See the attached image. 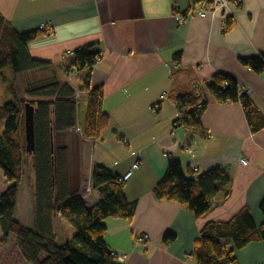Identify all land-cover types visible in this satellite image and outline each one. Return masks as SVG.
<instances>
[{
    "label": "crops",
    "instance_id": "1",
    "mask_svg": "<svg viewBox=\"0 0 264 264\" xmlns=\"http://www.w3.org/2000/svg\"><path fill=\"white\" fill-rule=\"evenodd\" d=\"M191 6L190 0H0V15L16 31H40L42 25L51 29L28 44L29 53L51 63L59 81L69 78L77 91L80 117L88 97L82 89L84 72L65 74L62 65L70 63L81 47L100 53L89 83L103 89L109 126L99 140L83 138L90 146L85 159L69 153V182L72 193L93 205L100 199L91 185L94 164L120 177L138 162L122 185L127 202L136 203L132 220H105L106 244L124 257L123 264H197L191 255L205 224L227 222L244 208L256 225L264 221L259 210L264 198V127L252 132L240 103H219L211 97L200 127L179 126L175 100L215 74H224L250 91L264 116V72L257 74L240 63V59L264 57V0H239L230 17L218 12L178 25L174 14ZM227 21L231 27L227 28ZM68 51L73 56H66ZM38 74L41 83L51 79L50 72ZM185 146L194 148L192 156L184 152ZM171 157L185 173L190 165L196 167V176L215 168L229 170L231 184L219 191L204 217L196 219L185 205L155 198L153 188L164 178ZM240 158L248 164H240ZM7 188L0 168V195ZM20 191L25 222L17 218L16 208L15 218L32 228V197L23 179ZM57 219H62L59 214ZM69 228L70 235L58 245L74 236L75 229ZM52 232L57 242L55 223ZM168 232L175 241L166 245L162 239ZM142 235L146 239L139 245L136 237ZM230 244L238 264H264V239L241 249ZM0 264H31L20 254L14 235L0 249Z\"/></svg>",
    "mask_w": 264,
    "mask_h": 264
},
{
    "label": "trees",
    "instance_id": "2",
    "mask_svg": "<svg viewBox=\"0 0 264 264\" xmlns=\"http://www.w3.org/2000/svg\"><path fill=\"white\" fill-rule=\"evenodd\" d=\"M199 1L190 0L192 5ZM231 26L229 21L227 28ZM41 34V30L18 32L0 15V70L9 67L16 75L51 73V79L25 92L27 98L36 100L35 104L31 103L35 107L32 154L25 147L26 101L14 98L0 106V124L4 123L0 131V168L8 182V188L0 195L3 230L0 249L8 243L9 236L14 235L20 254L31 264H119L106 244L105 220H132L136 203L127 202L118 176L94 164L91 185L100 199L87 205L79 194L70 190L68 148L57 142L60 135L77 128L79 122L82 137L90 141L99 140L109 126V116L103 109V89L91 88L89 83L90 70L99 60L100 53L93 52L92 47H81L74 51L70 63L62 65L65 74L74 72L73 69L84 72L82 89L88 92V97L80 117L75 90L58 80L51 63L34 59L29 53L28 44ZM179 57L178 54L175 59ZM240 63L257 74L264 72L263 56L240 59ZM204 87L207 97L216 102L240 103L252 132L264 127V116L250 96L240 95L241 89L232 77L215 74ZM175 100L183 110L176 122L188 128L200 127L205 106L196 108L193 91L177 96ZM28 164L32 171L27 180L33 205L32 228L23 226L15 218L24 166ZM231 181L227 168H215L196 176L185 173L182 164L171 157L165 176L155 185L153 194L157 200L185 205L194 218L200 219L210 211L219 191ZM259 210L264 217V198ZM58 214L75 229L74 236L62 245L56 244L52 232ZM262 239L264 221L256 225L250 211L244 208L227 222L205 224L191 256L197 264H238L230 243L235 249H241ZM174 241L175 235L169 232L162 239L166 245Z\"/></svg>",
    "mask_w": 264,
    "mask_h": 264
},
{
    "label": "rangeland",
    "instance_id": "3",
    "mask_svg": "<svg viewBox=\"0 0 264 264\" xmlns=\"http://www.w3.org/2000/svg\"><path fill=\"white\" fill-rule=\"evenodd\" d=\"M42 77L39 74H14L9 67H6L0 70V106L7 102H11L14 98L19 100H24L30 103H36V100L33 98H27L25 92L27 90L35 89L38 86H41L42 83L38 81ZM30 86H34V88H30ZM4 123L0 124V131L3 130ZM57 142L59 145H65L68 148V157L69 153L77 155H83L82 159H85V155L90 151V146L87 142L83 140L82 135L77 129H73V131H69L66 134H62L58 137ZM69 146L71 147V151H69ZM81 155V156H82ZM29 161V159H28ZM76 165V164H75ZM28 166H24V178L23 183L27 185V180L29 176L32 175V171L28 168ZM28 187V186H27ZM22 191V190H21ZM20 191L18 202L16 206L17 218L25 222V199L23 198L22 192ZM55 227L58 234V239L56 244L60 243L63 237L70 235V224L65 222L63 219L55 220Z\"/></svg>",
    "mask_w": 264,
    "mask_h": 264
},
{
    "label": "built area",
    "instance_id": "4",
    "mask_svg": "<svg viewBox=\"0 0 264 264\" xmlns=\"http://www.w3.org/2000/svg\"><path fill=\"white\" fill-rule=\"evenodd\" d=\"M239 5V0H201L198 3H196L195 5H192L190 8H188L187 11H185L184 13H176L174 14V19L176 21V23L178 25H183L187 19L191 18V17H200V18H206L207 16L210 15H214L218 12L224 13L225 15H228V17L231 16L232 13V9L234 6H238ZM40 30L45 32V33H50L51 29L46 27V26H41ZM66 56H73V52L72 51H68L66 53ZM74 72L75 69H73ZM63 83L70 85L71 87H73L70 82H69V78L65 79L63 81ZM205 84L204 83H199L197 85L194 86L193 89V93L194 96L196 98V102H195V106L198 109H202L204 108V106L206 105V101H207V95L205 92ZM226 84H224L223 87H225ZM75 90V89H74ZM76 94L75 97L77 95V91L75 90ZM245 94L247 96H250V91L248 89H241L240 90V95ZM76 99V98H75ZM183 114V110L180 109L178 107V116L177 119ZM176 125L179 126H183L180 125L179 123L176 122ZM77 131L80 132L81 134V130L80 127L76 128ZM184 152L189 155L192 156L194 153V148L193 147H189V146H185L184 147ZM240 164L242 165H247L248 162L246 161V159L244 158H240L239 159ZM138 168V162L134 163L131 168L122 176H120L118 178V183L120 185H123L133 174V172ZM190 172L195 174L197 172L196 167L190 165ZM86 191H90V187H87ZM146 236H138L136 237V242L137 244L141 245L145 242ZM111 255L112 257H114L117 262L119 264H123L124 261V257L117 255L116 253L111 251Z\"/></svg>",
    "mask_w": 264,
    "mask_h": 264
},
{
    "label": "water",
    "instance_id": "5",
    "mask_svg": "<svg viewBox=\"0 0 264 264\" xmlns=\"http://www.w3.org/2000/svg\"><path fill=\"white\" fill-rule=\"evenodd\" d=\"M34 111L35 107L30 102H26L24 105L25 147L29 154L34 151Z\"/></svg>",
    "mask_w": 264,
    "mask_h": 264
}]
</instances>
